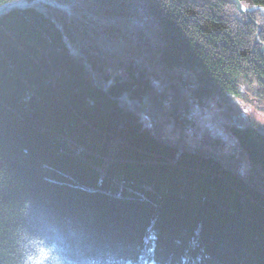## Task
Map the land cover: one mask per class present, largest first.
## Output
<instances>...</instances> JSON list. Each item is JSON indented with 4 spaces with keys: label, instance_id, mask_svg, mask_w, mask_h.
Returning a JSON list of instances; mask_svg holds the SVG:
<instances>
[{
    "label": "trees",
    "instance_id": "trees-1",
    "mask_svg": "<svg viewBox=\"0 0 264 264\" xmlns=\"http://www.w3.org/2000/svg\"><path fill=\"white\" fill-rule=\"evenodd\" d=\"M56 1L0 14V264H264V132L230 124L243 167L162 128L213 95L264 105V14Z\"/></svg>",
    "mask_w": 264,
    "mask_h": 264
},
{
    "label": "rangeland",
    "instance_id": "rangeland-1",
    "mask_svg": "<svg viewBox=\"0 0 264 264\" xmlns=\"http://www.w3.org/2000/svg\"><path fill=\"white\" fill-rule=\"evenodd\" d=\"M63 5L62 9L69 12L68 6ZM70 49L72 52L79 53L76 46L70 45ZM121 97L127 105H130L129 107L141 115L147 124H155L151 115L153 111L149 112L148 104H145L146 100L138 106L135 104L136 101L129 98L127 94ZM231 123L253 124L264 132V105L254 99L224 98L219 94L213 95L200 103L190 101L184 118L175 119V122L169 121L162 128L168 132V136L178 138L179 141L184 140L188 144L201 145L213 151L231 152L239 157L235 138L230 131ZM239 159L243 167L248 165L244 155H240Z\"/></svg>",
    "mask_w": 264,
    "mask_h": 264
},
{
    "label": "water",
    "instance_id": "water-1",
    "mask_svg": "<svg viewBox=\"0 0 264 264\" xmlns=\"http://www.w3.org/2000/svg\"><path fill=\"white\" fill-rule=\"evenodd\" d=\"M36 1L37 0H12V1L5 2V3L0 5V14H3L5 12H7L8 10L15 8V7L16 8H23V7L32 6L36 3ZM232 1L235 5V8L237 9V11L242 12V13L251 11L255 8H259V10L261 12V8L263 7V6L246 7L240 2V0H232ZM45 3L49 4L51 6H55L57 8H64V5L58 3L56 0H49V1H46ZM259 28H260V26H258V29ZM260 50L262 51L263 56H264L263 47H261Z\"/></svg>",
    "mask_w": 264,
    "mask_h": 264
},
{
    "label": "bare ground",
    "instance_id": "bare-ground-1",
    "mask_svg": "<svg viewBox=\"0 0 264 264\" xmlns=\"http://www.w3.org/2000/svg\"><path fill=\"white\" fill-rule=\"evenodd\" d=\"M38 1L45 3L46 1H49V0H37L36 2H38ZM261 12H262V14H264V8L263 7L261 8Z\"/></svg>",
    "mask_w": 264,
    "mask_h": 264
}]
</instances>
